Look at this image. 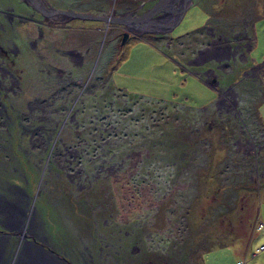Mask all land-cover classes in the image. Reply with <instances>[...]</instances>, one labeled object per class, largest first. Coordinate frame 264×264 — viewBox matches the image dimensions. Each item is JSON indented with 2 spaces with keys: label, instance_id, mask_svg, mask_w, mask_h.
Instances as JSON below:
<instances>
[{
  "label": "rangeland",
  "instance_id": "374dc122",
  "mask_svg": "<svg viewBox=\"0 0 264 264\" xmlns=\"http://www.w3.org/2000/svg\"><path fill=\"white\" fill-rule=\"evenodd\" d=\"M49 1L132 16L157 0ZM14 2L0 0V8L8 15ZM188 7L173 29L164 24L125 37L121 23L103 19L74 17L67 28H45L54 32L49 44L76 49L89 70L95 67L72 121L63 119L68 109L54 108L33 120L49 126L58 118L59 138L52 133L11 143L0 136V195L23 190L22 202L28 200L35 219L29 232L43 247L24 245L16 233L23 230L21 209L1 197L10 203L0 200V264H23L33 251L53 264H254L256 254L264 264V0H191ZM209 29L230 39L243 31L251 40L247 59L226 75L241 80L237 112L203 105L208 86L191 73ZM7 33L0 30V60L27 88L24 97H10L14 110L8 112L17 126L25 103L43 91V69L50 61L67 65L57 55L45 66L17 40L16 63H8L13 52L5 50L14 47L4 42ZM2 83L16 88L8 78ZM8 130L0 125L5 138ZM19 130L13 127V137ZM57 149L71 153L62 159ZM230 248L240 252L237 263L229 259Z\"/></svg>",
  "mask_w": 264,
  "mask_h": 264
},
{
  "label": "flooded vegetation",
  "instance_id": "af4514ba",
  "mask_svg": "<svg viewBox=\"0 0 264 264\" xmlns=\"http://www.w3.org/2000/svg\"><path fill=\"white\" fill-rule=\"evenodd\" d=\"M14 1L15 2L13 3V6L10 8L12 11L10 14L7 15L5 10L0 8V14L2 17H0V30L3 33L8 31L6 35L10 34L8 37L4 36V42L10 41L13 43L12 46L14 47L13 49L10 47L8 51L5 50L4 54L9 53V51L13 52V57L8 63H16V56L20 52V48L18 47L17 43H14V40H17L27 42V47L34 52V55L37 57V59L44 62L45 66V60H47L49 56L57 58L59 55L66 57L65 64L67 66L63 64L59 66L57 64H53L50 61L49 68H46L45 70L42 68L44 72L40 74L41 76L38 78L43 82V91L32 97L34 100L32 103L30 100L25 103L28 106L25 112L21 115V119H19V123L17 125L20 127V130L17 132L19 135H14L15 137H13V127L16 128L17 126L12 119V115L8 112L9 108L14 110V105H12V102L15 101L10 99V97L14 95L17 96L18 94L21 95V97H24L22 92H26L27 88H24L20 85V76L14 77L15 74H13L12 69L8 67L9 65L7 66L6 59L3 58L0 60V118L3 116L5 117L4 119H0V125L9 127V130L5 131V133L9 134V137L5 138L1 132L0 136H2V141H10L11 143L14 141L17 142L19 139L22 141H26V139L31 140L33 138L36 140H41L46 135H50L52 133H56V137H58V134L60 133V131H56V125L59 123L58 118L54 124L48 123L49 126H47V123H34L33 120L39 117L40 113H44L46 117V114L49 111L51 112V109L54 108L53 111L57 113H61L64 111V109H68L70 113L63 119L68 120L67 118L69 117V120L72 121L74 117L73 114L71 115L73 110L72 108L74 104L80 99L79 95L86 89L85 86L89 81V77H91L90 75L92 68L94 69L95 66L93 67V65H90L92 68L89 70V66L85 65V56L81 52H77L76 49L69 48L68 50L66 48H60L55 42L49 44L51 38H48L51 37V35L53 36L54 32L45 31V28L53 29L57 27V25L67 28L68 21H70L71 17L62 13L43 14V12L39 10L37 6H34L28 0ZM40 3H42L45 8L58 7H55L53 3H50L49 0H40ZM57 21L59 22L55 24ZM120 26H122L123 29H128L125 23H121ZM129 30L132 32V30L136 29L134 26H132V28L130 27ZM207 32L210 36V40L200 46L201 50L198 51L199 53L197 52L198 56L195 59V64L193 65L195 67L193 72L202 76L204 80L208 81L209 85L214 87L216 91V99L213 102L216 104L217 112H221V110L230 113H233L232 111L237 112V106L239 104V91L236 89V83L240 82L241 80L235 79L234 81H231L229 85H224L221 83L220 79L224 75L230 74V72H235V69L239 66L238 63H242L247 59V51L250 53L252 50L249 42L251 40L246 38L245 34H243V31L233 34L232 39H230V37H224L223 35L215 36V32L210 29ZM124 34L125 30H123V36ZM85 52H89V49L87 48ZM223 58H229L230 62H222ZM97 60L98 58L93 61L94 64ZM220 69L222 72H217V70ZM76 70H78V72ZM6 78H8V80H13L16 88H6L2 83V80H5ZM84 78L86 79L85 82H83ZM79 86L82 87L80 92L78 90ZM86 92H91L90 88H88ZM53 104L56 106L54 105V107H52ZM38 110L39 113H37ZM40 119L45 118L42 117ZM90 120L93 121V119ZM21 121H24L25 124H23ZM50 121L52 122L55 120L51 118ZM74 122L75 127L78 128L79 119L76 118ZM78 132H80V130H78ZM57 150L60 153V156H62V159L63 156L65 159V154L71 153L68 149L63 151H61V149ZM77 150V154L81 153L83 151V147ZM92 150L93 152L96 151L95 146L92 147ZM23 196H25V193L21 189L10 190L9 195L1 194L0 200L4 202H9L8 200H11V203H15L20 207L22 214L20 227H22L23 230L19 231L14 227L13 228L18 231L16 233H18L19 238L22 241L24 239V245L27 243L34 249L37 247L43 249L42 245H39V241L34 236V234L29 232L31 231L30 226L35 225V219L31 213L32 206L29 204L28 200L26 203L24 201L22 202ZM1 197H4L8 200L2 199ZM12 200L17 202H12ZM44 250L50 253L53 252L51 248L47 247L44 248ZM53 255L56 256V259H64L66 263H72L69 258H65L64 256L62 258L55 254ZM61 262L63 263V260H61Z\"/></svg>",
  "mask_w": 264,
  "mask_h": 264
},
{
  "label": "water",
  "instance_id": "95a60500",
  "mask_svg": "<svg viewBox=\"0 0 264 264\" xmlns=\"http://www.w3.org/2000/svg\"><path fill=\"white\" fill-rule=\"evenodd\" d=\"M34 6H37L39 10L43 12V14H52V13H62L66 16L68 15L71 18L81 17L85 19H103L105 21H115L118 23H125L127 25V31L125 30V36L129 35V28L134 26L137 30H145V31H159L163 27L164 24H169V29H173L176 24L182 21L185 12L189 8V4L191 0H157L151 8L147 11L142 12L140 15H132L128 13H121L119 15L115 14H96L92 12H85L81 10H74L72 8H45L40 0H28ZM161 13L157 18L153 17L155 14ZM153 19V20H152ZM141 25H146L145 27H141ZM148 25V26H147ZM208 87H212L207 82H204Z\"/></svg>",
  "mask_w": 264,
  "mask_h": 264
},
{
  "label": "crops",
  "instance_id": "0c3cea01",
  "mask_svg": "<svg viewBox=\"0 0 264 264\" xmlns=\"http://www.w3.org/2000/svg\"><path fill=\"white\" fill-rule=\"evenodd\" d=\"M201 23V22H200ZM199 23V24H200ZM198 24V25H199ZM143 40V39H142ZM178 64H179V62H178ZM192 74H193V76L196 78V79H200V81H202L203 83L204 82H207L208 83V81H206V80H204V78L202 77V76H200V75H197L196 73H194V72H191ZM227 75V74H226ZM226 75H224L223 77H221V83L222 84H224V85H229L230 83H231V81L232 80H229V81H227L226 79H227V76ZM229 75V74H228ZM235 79V78H234ZM223 80L225 81L224 83H223ZM205 84V83H204ZM209 84V83H208ZM208 86V85H207ZM207 93L205 92V94L204 95H206V97H205V99H204V101L203 102H205L203 105H205V106H208V105H210V103H213V101L216 99V91H215V89H213V88H211V87H208L207 89ZM209 90V91H208ZM260 192H262V195H264V187H261L260 188ZM264 200V198H262V200L260 201V205L262 204V201ZM261 216L264 218V212H261ZM263 223V225H264V222H262ZM230 250H231V254H230V261L232 262V263H237L238 261H239V259H238V257H237V255H240V252L239 253H237V252H235V250L234 249H231L230 248ZM258 257H257V254H256V256L253 258V260H254V264H260L259 263V261H258ZM264 260V258H260V260ZM247 264H250L249 263V261H248V263Z\"/></svg>",
  "mask_w": 264,
  "mask_h": 264
},
{
  "label": "bare ground",
  "instance_id": "6f19581e",
  "mask_svg": "<svg viewBox=\"0 0 264 264\" xmlns=\"http://www.w3.org/2000/svg\"><path fill=\"white\" fill-rule=\"evenodd\" d=\"M23 264H53V262L43 258L37 251H33L28 253V257L25 258Z\"/></svg>",
  "mask_w": 264,
  "mask_h": 264
},
{
  "label": "built area",
  "instance_id": "2783aa9c",
  "mask_svg": "<svg viewBox=\"0 0 264 264\" xmlns=\"http://www.w3.org/2000/svg\"><path fill=\"white\" fill-rule=\"evenodd\" d=\"M260 249H264V244L260 245L259 250H260Z\"/></svg>",
  "mask_w": 264,
  "mask_h": 264
},
{
  "label": "trees",
  "instance_id": "16d2710c",
  "mask_svg": "<svg viewBox=\"0 0 264 264\" xmlns=\"http://www.w3.org/2000/svg\"><path fill=\"white\" fill-rule=\"evenodd\" d=\"M259 119H260V117H259ZM259 121H261V119H260ZM262 123H263V121H262ZM263 124H264V123H263Z\"/></svg>",
  "mask_w": 264,
  "mask_h": 264
}]
</instances>
